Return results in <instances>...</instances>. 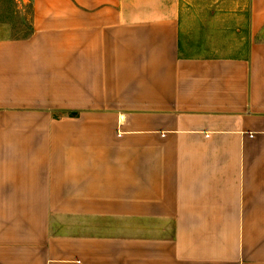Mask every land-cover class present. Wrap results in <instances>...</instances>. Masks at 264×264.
I'll return each instance as SVG.
<instances>
[{"label": "crops", "instance_id": "1", "mask_svg": "<svg viewBox=\"0 0 264 264\" xmlns=\"http://www.w3.org/2000/svg\"><path fill=\"white\" fill-rule=\"evenodd\" d=\"M27 1L0 38V264H264V0L237 55L190 52L184 0Z\"/></svg>", "mask_w": 264, "mask_h": 264}, {"label": "rangeland", "instance_id": "2", "mask_svg": "<svg viewBox=\"0 0 264 264\" xmlns=\"http://www.w3.org/2000/svg\"><path fill=\"white\" fill-rule=\"evenodd\" d=\"M247 0H184V43L190 52L202 51L206 55L241 52L245 33ZM30 5L27 0H0V38L22 37L29 29ZM237 16L242 18L237 25ZM233 19V20H232ZM199 50H196V49Z\"/></svg>", "mask_w": 264, "mask_h": 264}]
</instances>
